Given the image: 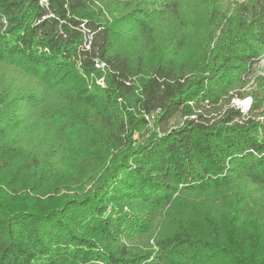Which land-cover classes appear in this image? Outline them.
<instances>
[{
	"label": "trees",
	"instance_id": "obj_1",
	"mask_svg": "<svg viewBox=\"0 0 264 264\" xmlns=\"http://www.w3.org/2000/svg\"><path fill=\"white\" fill-rule=\"evenodd\" d=\"M142 1L151 0L133 9ZM105 3L0 0V63L29 86L10 83L3 93L26 101L32 114L0 112V264H141L151 257L158 264H264V121L227 104L242 75L264 59V0L241 4L225 23L223 4L198 0L189 11L203 48L193 72L173 60L155 62L139 95L133 78L145 72L144 61L133 63L115 47L124 16L133 17ZM102 71L107 86L90 88L84 75ZM34 90L69 110L78 153L96 154V165L106 160L83 193L37 194L59 188L64 155L35 144L44 132L31 119L45 107ZM253 101L251 113L260 108ZM155 111L160 125L177 122L137 142L135 132ZM167 207L156 248L124 241L148 233Z\"/></svg>",
	"mask_w": 264,
	"mask_h": 264
},
{
	"label": "rangeland",
	"instance_id": "obj_2",
	"mask_svg": "<svg viewBox=\"0 0 264 264\" xmlns=\"http://www.w3.org/2000/svg\"><path fill=\"white\" fill-rule=\"evenodd\" d=\"M104 1H107V3L102 4L105 6H102L104 9L113 10L115 15L130 14L133 17L131 21H127L130 18L127 17L128 15L124 16V24L121 25L122 30L120 35L115 39V47L128 54L133 63H136L140 58L144 61L145 72L135 75L133 78L138 86V95L140 94L141 78L150 73L155 62L173 60L179 66H185L188 70H192L190 72H193L195 64L198 61V55L202 52L203 48V35H200V31L195 28L196 26L193 24L194 15L189 11L192 6L198 3V0L142 1L135 9H133L134 6L140 0H134L131 3L124 2L125 6L123 7L117 6L115 2L108 3L111 0ZM249 1L216 0L217 3L223 4L227 10V17L224 23L235 14L234 11L239 9L241 4L248 3ZM219 35L220 31L217 32L216 37L210 43L211 47L214 46ZM183 38H186L188 43H185L183 47L178 46L176 42ZM98 68L104 70L105 67L99 66ZM102 73V75L95 74V72L91 73V76L84 75L90 88L93 87L94 83L101 88L107 86L105 73L103 71ZM26 79L24 75L18 74L12 65L0 63V110H2L0 112H5L4 109H6V113H10L14 111L11 110L12 108L15 110L19 108V112L24 118L29 117V115L32 116L31 113H28V109H26V101L21 103L16 99L10 101L14 93H8L7 95L3 93L4 90L10 87V83L20 89H24L25 86L29 87ZM33 95L38 98L35 100H38L41 104L43 103L45 107L38 117L31 119L33 120V128H38L44 132V137L42 138L44 142L35 144L40 147L44 144V147L50 149L54 154H59V156L64 155L61 167L64 170V174L61 175L62 180L58 183L59 188L58 186L55 187L56 191H54V188L47 187L37 194L46 198L50 194L61 195L66 193L73 194L76 191H80V193L85 192L91 187L95 179L99 178L105 171L107 166L106 160L104 159V164L96 165L94 161L97 158L96 154L86 153L82 149L78 153L72 147L74 143L70 142L71 134H68L71 129L69 128L71 125L69 119L70 112L69 110L61 111L59 108L60 101L58 102V99L53 97L54 95L44 97L35 90L33 91ZM257 97L260 101V108L255 113H251L253 100ZM222 100L225 101V97ZM227 100H229L227 103L230 104L229 106H239L250 115H255L258 120L264 121V59L256 63L250 73L242 75L240 84L232 88L227 96ZM239 102H244V105H241ZM16 103L19 105H16ZM221 111L217 113L219 114ZM213 114L216 115V113ZM147 116L149 117H145L148 123L143 129L135 132L134 138L137 142L144 141L161 128L172 126L177 122L176 119L170 121L167 125H160L157 122V111ZM40 137L41 135L39 136V140ZM89 149L93 150L90 147ZM55 160L58 161V158L56 157ZM124 209L129 212L131 205L125 204ZM167 209L168 207L160 210L148 233L131 237V239L125 238L124 241L128 242L135 250L147 252L152 247L156 248L154 238L160 230L165 229L162 217L165 215ZM198 225L200 228L204 227L201 221H199ZM146 262L141 264H158L153 261V257Z\"/></svg>",
	"mask_w": 264,
	"mask_h": 264
},
{
	"label": "built area",
	"instance_id": "obj_3",
	"mask_svg": "<svg viewBox=\"0 0 264 264\" xmlns=\"http://www.w3.org/2000/svg\"><path fill=\"white\" fill-rule=\"evenodd\" d=\"M97 66H98V67H99V66H100V67H104L105 64H104L103 62H102V63L98 62V63H97ZM239 103H241V105H244V102H239ZM238 107H239V106H238ZM240 108H241V107H240ZM241 109H242V108H241ZM243 111H244V110H243ZM146 117L148 118L149 116L146 115Z\"/></svg>",
	"mask_w": 264,
	"mask_h": 264
}]
</instances>
